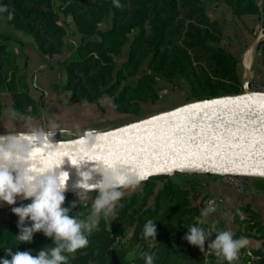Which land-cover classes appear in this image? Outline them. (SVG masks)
Here are the masks:
<instances>
[{
	"label": "trees",
	"instance_id": "16d2710c",
	"mask_svg": "<svg viewBox=\"0 0 264 264\" xmlns=\"http://www.w3.org/2000/svg\"><path fill=\"white\" fill-rule=\"evenodd\" d=\"M60 1L61 14L71 16L77 32L82 35V42L74 49L75 56L60 62L67 71L64 88L71 92V104L81 101L98 104L103 95H108L112 97V108L116 113L138 117L143 111L142 103L154 104L160 99L155 87V75L160 72L170 80L179 77L187 80L190 98L196 101L236 96L241 92L243 83L238 72L239 59L221 46L223 34L219 24L211 21L206 12V3L218 0H119L122 5L119 8L114 6L113 0ZM222 1L237 18L260 13L256 0ZM154 5L163 9L165 14L155 20L150 33L146 34L145 27ZM5 6L7 11L0 14L16 31L33 39L41 56L52 57L62 51L67 32L60 23L55 0H0V7ZM9 13L12 19H8ZM110 13V29L99 31L97 24ZM134 30H138V34L130 43L128 61L117 69L108 43H115L121 49L129 42L128 36ZM94 34L102 39H86ZM7 41L22 47L20 41L0 31V91L10 95L12 108L19 116H37L41 105L29 95L27 76L9 51ZM140 51L150 59L153 74L140 77L133 87L124 86L115 96L121 81L125 80L121 73L129 72L130 66L135 64L134 55ZM132 71L135 73L136 70L133 68ZM157 181L161 182L160 188ZM141 185V195H127L118 206L121 220L127 226L134 227L131 243L140 247L134 264H145L141 252L154 254V264H217L215 255L204 254L198 247L182 239L190 226H198L200 209L189 203V195L194 188H181L169 179V175L151 178ZM88 194L97 195V191ZM65 195L64 207H69L71 194ZM151 196L154 197L153 207L147 206ZM27 203L30 201L20 202L13 207ZM77 208L72 210V215H76ZM243 213L250 215L246 230L258 227L252 212L244 209ZM234 218L238 220L237 211ZM149 219L157 223V241L153 242L151 248L142 235L143 226ZM17 221L18 217L11 211V217L0 233V259H11L7 255L8 250L13 253L31 251L36 256L42 248L53 246L51 239L42 233H35L31 243L19 241L16 238L19 234ZM25 223L30 226V221ZM202 227L209 228L206 224ZM212 235L210 240L215 238L214 232ZM89 240V245L78 250L70 264H119L118 255L112 250L113 239L106 230L104 220L100 221L99 230ZM208 242L205 244L206 250ZM245 253V249H241L240 254ZM246 264H264V242L259 248L248 252Z\"/></svg>",
	"mask_w": 264,
	"mask_h": 264
},
{
	"label": "water",
	"instance_id": "95a60500",
	"mask_svg": "<svg viewBox=\"0 0 264 264\" xmlns=\"http://www.w3.org/2000/svg\"><path fill=\"white\" fill-rule=\"evenodd\" d=\"M247 95L259 98L253 97L249 104L244 101ZM39 150L47 163L64 159L61 167L69 176L65 194L72 195L86 191L78 187L81 173H89V189L102 179L94 172L96 163L116 172H138L145 177L141 183L175 173L264 177L260 174L264 172V94L190 104ZM23 201L22 197L14 205L0 201V210Z\"/></svg>",
	"mask_w": 264,
	"mask_h": 264
},
{
	"label": "clouds",
	"instance_id": "9594fccd",
	"mask_svg": "<svg viewBox=\"0 0 264 264\" xmlns=\"http://www.w3.org/2000/svg\"><path fill=\"white\" fill-rule=\"evenodd\" d=\"M113 4L122 7L119 0H113ZM6 11V6L0 7V13ZM12 18L9 13L8 19ZM12 118L15 121L24 120L15 112ZM57 127L52 124L45 130L43 126H29L27 131H7L5 135H0V201L8 205H14L17 197L30 201L11 209L18 217L19 234L16 238L22 243H31L35 233H42L51 239L53 245L42 248L36 256L31 251L13 253L8 250L7 255L11 259H0V264H70L77 251L89 245V237L99 230L101 219H115L116 209L124 195L121 189H135L145 179L138 172H116L103 163H96L94 172L102 179L89 189L87 181L90 175L81 173L83 182L78 187L86 191L77 193V197L81 204L89 199V190L97 191V195L91 200V207L84 218L72 215L77 204L73 202L69 207H64L69 179L68 173L61 167L64 159L58 164L47 163L41 158L39 150L41 146L50 148L53 145L51 141ZM70 163L74 166V162ZM216 211V201L209 200L207 206L200 210L198 226H190L182 239L198 247L204 254L215 255L217 264H234L239 259L241 249L249 245V240L234 238L230 230H217L215 223L207 229L202 227ZM237 215H242L239 210ZM26 221H30V226H26ZM213 232L216 233L215 238L210 240ZM142 235L148 247H153V242L157 241V223L147 220ZM206 241H209L207 250ZM140 256L145 264H154V254L141 252Z\"/></svg>",
	"mask_w": 264,
	"mask_h": 264
},
{
	"label": "crops",
	"instance_id": "0c3cea01",
	"mask_svg": "<svg viewBox=\"0 0 264 264\" xmlns=\"http://www.w3.org/2000/svg\"><path fill=\"white\" fill-rule=\"evenodd\" d=\"M215 4L219 7V10L217 9L219 13L214 10L211 11V14H207L208 16L212 15V19L221 20L225 30L232 29L231 32H233L234 28L232 27L240 25H243L247 30L252 29L256 21L259 24L263 23L264 8L260 16L248 15L238 19L220 1H216ZM72 29L75 30L74 25ZM237 33H239L238 29ZM74 34L71 38L68 35L65 37L63 49L59 54L43 57L39 54L31 37L16 32V40L22 43V47L17 45L13 51L15 53L24 51V60H26L25 63L17 59V64L21 67L20 69H24L27 76L29 95L41 105V108L37 116H21L24 118L23 121H15L12 118V113L15 111L12 108V101L9 99L7 108H3V114L0 115V135H5L7 131H27L29 126H43L47 130V126L55 124L58 127L51 142L56 144L90 136L89 133L93 135L116 129L142 119L174 112L190 105L188 102L182 106H169L171 108L164 111L152 110V108L148 111L143 107L141 117H135L116 113L112 108V97L108 95H103L98 104L87 101L71 104V92L64 88L67 84V71L60 62L73 58L74 49L77 46L74 39L79 38L78 42H81V35L77 32ZM235 39L236 36L234 35L228 37L229 44L231 47L233 45L231 48L233 54L237 53L238 46ZM257 52V47L255 50L250 47L238 57V72L243 85L248 81H264V63L261 60H256ZM248 53L250 54L247 58ZM246 97H250L253 102V97L259 98V95L253 97L247 95ZM244 100L246 101V99ZM160 101H162L161 97L158 102ZM163 102H166L165 104L170 103L168 99H163ZM154 104L150 103L151 107H154ZM169 179L183 189L194 188V191L189 195V203L199 207L200 210L207 206L209 200L216 201L217 211L207 219L205 224L209 227L215 223L217 230H230L234 233V238H247L249 245L244 248L247 254L251 249L259 248L264 242V177H248V186L252 191L250 197L241 195L227 186L222 181V175L175 173L170 175ZM244 209H248L254 214L256 222L259 224L258 227L246 230V226L250 223V215L243 213ZM237 210L242 215H238V220H235L234 215ZM259 227L262 228L261 231L258 230Z\"/></svg>",
	"mask_w": 264,
	"mask_h": 264
},
{
	"label": "rangeland",
	"instance_id": "374dc122",
	"mask_svg": "<svg viewBox=\"0 0 264 264\" xmlns=\"http://www.w3.org/2000/svg\"><path fill=\"white\" fill-rule=\"evenodd\" d=\"M221 2L224 4L222 0H218L217 2ZM257 5L260 8V13L264 8V0H256ZM216 1L208 2L206 3V12L208 14H211L214 10L215 12L219 13V7L218 5L215 4ZM225 5V4H224ZM61 6L62 3L60 0H55V8L60 16V23L62 26L66 29V34L68 37H72L74 32L76 33L77 30H73V21L71 16H64L61 14ZM226 6V5H225ZM99 8V7H97ZM218 9V10H217ZM100 10V9H99ZM212 11V12H211ZM232 13V12H231ZM165 14V11L161 9L158 6H153L152 12L150 14V19L148 24L145 27L146 34H149L151 31V28L157 18H161ZM207 14V15H208ZM221 15V14H220ZM111 13L108 14L107 16H104L101 18V21L97 24V28L101 32H106L110 29L111 26ZM223 16V15H222ZM211 21H217L219 24V28L222 31L223 34V39L221 41V46H223L225 49L229 50L232 52L231 48H233V45L229 44L228 37H232L233 35L236 36L235 41L237 42V53H234L237 57L241 56L243 54V51L245 49H248L250 47H253V50L257 47L258 52L256 56V60L259 61L261 60L264 63V17H262V24L258 21H256L255 26H253L252 29H247L243 26H233L234 28L233 32L232 29L225 30L224 28V23L221 22V20H215L212 19V15L208 16ZM240 19V18H238ZM237 29L239 33H237ZM0 31L3 32L6 35H10L11 37L16 39V31L12 26H10L7 21L6 17L3 14H0ZM73 33V34H72ZM78 33V32H77ZM72 34V35H71ZM138 34V30H134L129 34V42L121 47V49H118L115 46V43H108V49L110 50V56L113 58L115 63L117 64V69H121L122 66L128 61V54H129V48H130V43L133 41V38ZM238 34V35H236ZM66 35V37H67ZM81 35V34H80ZM235 38V37H234ZM73 39V38H72ZM87 40L91 41H100L102 38L96 34L86 37ZM77 43V46L82 42V35H81V42L79 41V38L74 39ZM9 51L16 57V62L17 59H20L19 61L25 62V54L24 51L17 52L15 53L13 51V48L17 47L15 43L11 42H6ZM76 46V47H77ZM249 54H247V58L249 57ZM75 56V54H74ZM73 56V57H74ZM135 64L134 66H130L129 72H122L121 75L125 77V80L121 81L119 87L117 88L116 92L114 93L115 96L119 93V91L126 85H130L131 87L134 86L135 82L145 74H151L152 73V67L149 65V60L148 58H145L146 54L143 52H137L135 55ZM22 66V65H21ZM19 68H21L19 66ZM133 68L136 70L135 73L132 71ZM123 70V69H122ZM125 71V70H124ZM133 72V73H132ZM129 73H132L129 75ZM153 74V73H152ZM155 75V74H154ZM156 79V90L159 93L160 97L162 98V101L157 102L154 104V107H151L150 102L149 103H139L141 104L142 108H146L148 111L152 108V110H159V111H164L166 109H170L171 107H176V106H182L187 104H196V103H202L206 102L209 100H215L219 98H212L209 100H193L190 98V87L189 83L187 80L184 78L179 77L177 80L175 79H168L163 77L162 73L160 72L159 74L155 75ZM249 82H259V83H264V81H248L245 85L242 86L241 92L236 95V96H244L246 94H254L251 93L249 90L247 92V85ZM131 94V93H130ZM131 95H129L130 97ZM128 97V96H127ZM9 99H11L10 95L7 92H2L0 91V109H1V115L3 114V108H7V105L9 104ZM163 99H168L169 104H165L166 102H163ZM171 106V107H169ZM2 107V108H1ZM145 115V114H144ZM141 117V116H140ZM143 117V116H142ZM158 187H161V182L157 181ZM123 191L124 195L122 198H124L127 195L131 194H139L143 192V185L139 184L135 189H121ZM96 195L88 194L89 199L86 202H82L80 204V201L77 197V194L72 195L68 199L69 203L75 202L78 206L76 210V215H78L80 218H84L89 212V209L91 207V200L95 197ZM120 203V201H119ZM154 204V197L151 196L148 199L147 206L153 207ZM119 206V204H118ZM84 209V210H83ZM119 209L117 207L116 212H115V219L113 220L112 217L108 218H102L101 220H104L105 222V227L106 230L110 233V238L113 239V245H112V250L114 251L115 255H118L119 258V264H134V260L136 258L137 251L139 250V245H134L131 243V239L133 236L134 232V227H129L126 225V222L124 220H121L119 217ZM11 217V210H0V233L3 231L5 227V223L10 219ZM131 234V235H129ZM2 242V241H1ZM248 257L247 252L245 254H240L239 259L237 264H246V258Z\"/></svg>",
	"mask_w": 264,
	"mask_h": 264
},
{
	"label": "built area",
	"instance_id": "2783aa9c",
	"mask_svg": "<svg viewBox=\"0 0 264 264\" xmlns=\"http://www.w3.org/2000/svg\"><path fill=\"white\" fill-rule=\"evenodd\" d=\"M251 93L264 94V83L249 82L247 87ZM222 181L241 195L250 197L252 191L248 186V177L241 175H222Z\"/></svg>",
	"mask_w": 264,
	"mask_h": 264
},
{
	"label": "bare ground",
	"instance_id": "6f19581e",
	"mask_svg": "<svg viewBox=\"0 0 264 264\" xmlns=\"http://www.w3.org/2000/svg\"><path fill=\"white\" fill-rule=\"evenodd\" d=\"M245 99H246V101H245V100H244V101H245L246 103H249V104L252 103V99H251L250 97H246Z\"/></svg>",
	"mask_w": 264,
	"mask_h": 264
},
{
	"label": "snow or ice",
	"instance_id": "6c2138e0",
	"mask_svg": "<svg viewBox=\"0 0 264 264\" xmlns=\"http://www.w3.org/2000/svg\"><path fill=\"white\" fill-rule=\"evenodd\" d=\"M63 155H65V156H66L67 154H66V153H64ZM260 174H261V175H264V172H261Z\"/></svg>",
	"mask_w": 264,
	"mask_h": 264
}]
</instances>
